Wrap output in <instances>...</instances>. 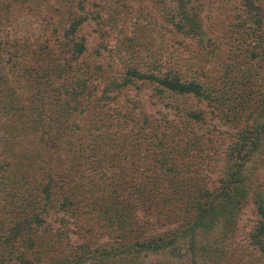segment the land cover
Listing matches in <instances>:
<instances>
[{
  "label": "trees",
  "instance_id": "obj_1",
  "mask_svg": "<svg viewBox=\"0 0 264 264\" xmlns=\"http://www.w3.org/2000/svg\"><path fill=\"white\" fill-rule=\"evenodd\" d=\"M87 1L0 0V264H177L143 259L177 254L182 240L206 264H264V99L252 106L245 96L264 79V0H222L223 40L204 26L203 0H151L159 17L142 0ZM87 19L101 40L85 54ZM161 28L195 54L170 49ZM213 59L219 74L201 62ZM142 83L187 119L151 127L133 102L118 104L123 87ZM186 96L239 124L213 186L196 165L212 146L190 126L204 114ZM128 133L130 171L113 157ZM136 150L146 161L129 159ZM253 156L262 177L247 167ZM248 192L257 216L234 247ZM52 209L68 216L53 226ZM167 222L176 224L145 234Z\"/></svg>",
  "mask_w": 264,
  "mask_h": 264
},
{
  "label": "rangeland",
  "instance_id": "obj_2",
  "mask_svg": "<svg viewBox=\"0 0 264 264\" xmlns=\"http://www.w3.org/2000/svg\"><path fill=\"white\" fill-rule=\"evenodd\" d=\"M89 1H87L86 6L89 7ZM142 4L149 9L155 17H159V14L151 0H142ZM204 7L202 12L204 26L208 27V31L212 33L213 36L218 37L223 40L225 37V30L229 20V9L224 5L222 0H203ZM161 22V20L159 19ZM95 23L92 19L85 20L80 27V33L83 34L86 38L87 54L92 50L97 43L101 40L99 34L95 31ZM163 38L166 41V45H170V49L176 48L178 52L182 53L183 56H188L190 54H195V51H192L191 48H186L183 45H180L176 38L165 37L163 29L161 28ZM121 41H115V45L120 48ZM223 58V57H221ZM221 59L213 60H202L204 62L203 67L211 74H219L221 70V65H219ZM97 81V79H95ZM152 84H140L141 88L135 87V85L130 84L122 88L121 97L118 98V104L133 102L136 106L135 109H132V113L137 116H146L148 121L151 124V127L157 126L158 123L164 124L165 121H169L171 125L181 124L182 119L185 118L184 110H179L175 106V102L172 97L168 94L162 93L157 95L155 89L151 86ZM261 87V88H260ZM260 87H253L254 93H250L245 96L250 98L249 104H254L255 100L259 102L264 99V79L262 80V85ZM260 88V89H259ZM257 89V90H256ZM114 92H117L116 90ZM238 93H241L239 89ZM129 101H128V100ZM184 104L191 105L196 111L202 112L204 115L202 121L191 119V127L194 129L198 135L203 136V139L206 140L211 146L212 149L209 154L205 157L198 159L197 168L199 174L205 177V182L208 186H213L218 180L219 176L223 174L226 168L227 160V150L229 145L232 142L233 135L235 134L239 124H233L226 121L219 111V109L214 108L205 100H199L194 96L184 97ZM183 104V105H184ZM121 106V105H120ZM187 119V118H185ZM135 137L133 134H122L117 139L120 144L123 145V149H120L118 146H115L114 159H117L119 162L118 167L123 168L126 171H130V166L126 163V156L128 151H125L126 147L134 144ZM135 162L137 161H146V157L143 156V153L139 150H136L129 154ZM130 163V162H129ZM132 163V162H131ZM200 166V167H199ZM254 174L262 177L263 165L260 162L256 161V157L253 156L252 159L248 162V166ZM196 168V169H197ZM81 175L83 176V183H90V178L93 176L88 165H85L81 169ZM61 216L67 217L62 210L52 209L48 215L47 220H50L53 226H56L59 222ZM257 216L255 206L252 200L251 192H248L244 198L242 207L238 213L237 221L235 223L234 232H233V246H240L245 242V225L252 219ZM176 222H167L165 224L158 225L156 227L150 228L146 231L145 234L159 233L169 227L175 226ZM68 226L73 230L76 229L75 224L71 218H68ZM71 237L75 238V233L71 232ZM106 237V235H105ZM104 237V238H105ZM77 239V238H76ZM76 241V240H75ZM177 254L163 252V253H149L143 260L145 262H150L152 258L160 257H170L177 264H193L194 259H196L197 264H206V260L202 258L199 253H191V249L186 240H182L177 248Z\"/></svg>",
  "mask_w": 264,
  "mask_h": 264
}]
</instances>
